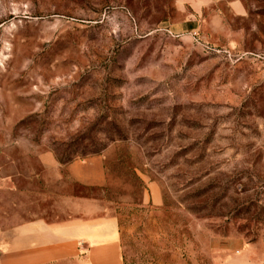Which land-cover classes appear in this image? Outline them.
Masks as SVG:
<instances>
[{"label":"rangeland","instance_id":"rangeland-1","mask_svg":"<svg viewBox=\"0 0 264 264\" xmlns=\"http://www.w3.org/2000/svg\"><path fill=\"white\" fill-rule=\"evenodd\" d=\"M234 1L0 0V226L52 217L40 154L99 156L124 264H264V0Z\"/></svg>","mask_w":264,"mask_h":264},{"label":"crops","instance_id":"crops-1","mask_svg":"<svg viewBox=\"0 0 264 264\" xmlns=\"http://www.w3.org/2000/svg\"><path fill=\"white\" fill-rule=\"evenodd\" d=\"M191 2L196 10L209 0ZM233 9L241 14L240 0ZM193 26V19H187L178 28ZM38 158L41 173L31 172L26 180L39 184L51 199L52 217L23 209L19 222L0 226V264H124L118 218L104 212L100 200L83 193L107 184L102 158L66 164L51 153ZM152 199L155 203V192Z\"/></svg>","mask_w":264,"mask_h":264}]
</instances>
